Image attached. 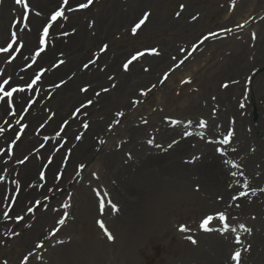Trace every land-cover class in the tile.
Segmentation results:
<instances>
[{"label": "rangeland", "instance_id": "rangeland-1", "mask_svg": "<svg viewBox=\"0 0 264 264\" xmlns=\"http://www.w3.org/2000/svg\"><path fill=\"white\" fill-rule=\"evenodd\" d=\"M115 2H120L121 24L112 25V16L98 23L103 7ZM80 3H87V0L70 1L69 5L77 8ZM180 5H184L183 10ZM16 6L22 10L21 5ZM85 9H88L85 16L89 26L87 30L98 41L78 43V54L71 56V61L75 59L74 68H67L64 74L52 77L46 87L42 85L26 91V96L17 102L14 97L13 109H9L16 112L14 123L6 124L7 118L2 122L5 111L0 113V127L9 128L11 132L9 136L2 137L4 140L0 143V149H3L0 152V170L14 169L13 179L7 180L9 183L0 196V264H20L30 252L32 255L26 264H208L215 262L220 251L212 246L214 240L209 235L213 234L225 236L230 241L223 264H235L231 254L236 251L241 253V264H264V242L260 241L264 238V227L260 226V221H264V191H261L264 189L261 170L264 152L260 153V170L249 176L240 158L235 155L229 157L230 153H236L238 147L243 146L245 151L248 149L252 153L264 151V70L253 77L255 71L264 65V0H93ZM30 11L29 5L28 19L31 14L35 15ZM71 12H67L68 16L64 14L67 19L58 18L49 29L52 32L46 38L45 50L48 45H54L55 37L62 36L63 43H67L78 30V26L71 22ZM145 12L149 13V18L133 35L132 27ZM178 12L179 16L176 15ZM19 14L7 15L6 22H10V27L6 37L2 39L0 34V46H6V41H10L11 31H17L21 38L22 31L12 27L14 22L20 29L26 23L31 25ZM192 16L197 19L192 20ZM49 18L45 16L38 23L35 39L39 28ZM105 26H110V30ZM63 31L65 36H59ZM21 44L23 42L19 41L14 48ZM105 44L108 47L101 52ZM37 45L38 40L37 44L30 45V52L23 62L33 57L31 52L33 50L35 54ZM152 48L159 55L149 54ZM137 52L145 55L133 61L125 71L124 63ZM19 53L13 51L11 57L8 53H0V76L4 79L10 77L6 71L14 72L8 64ZM148 56H157L163 65L150 71L146 62ZM61 60L63 63H59ZM112 60L114 71L108 67ZM67 61L68 57L59 51L49 59L46 67H42L46 71L48 68L56 71ZM54 62L58 66L54 67ZM85 64L89 65L88 68H84ZM29 68L17 67L15 74ZM101 72L106 78L98 84L93 83L97 84L94 86L89 76L93 78L95 73ZM34 76L33 71L20 75V86L30 83ZM223 84L228 87H222ZM40 88L44 90L42 100L35 105L36 89ZM82 88H87V91L82 92ZM142 92L146 94L142 95ZM72 93L82 97L75 102H67ZM29 99L34 103L24 113ZM89 100L92 101L90 105L87 104ZM1 105L5 104L0 102ZM121 112L123 115L118 116L117 113ZM21 115V124L27 127L13 145L15 133L20 131L16 120ZM55 117L51 130L42 132ZM93 121L101 124L103 133L91 131ZM201 121L204 122L203 127L200 126ZM84 124L88 127L85 128ZM164 125L177 127L178 132L164 140L161 137L165 132ZM240 130L246 136L238 140ZM229 131L232 133L229 142L221 143ZM26 135L37 140L30 145L20 144ZM88 135L92 139L93 151H82L74 156V149ZM182 136L190 138L188 144L191 147L187 159L181 156L183 163L193 164L192 161L208 149L223 157L221 162L232 178L227 185V196L224 197L221 190L212 189L208 183L205 187L203 178L183 170L173 174L167 172L159 177L154 174L143 176L128 183L129 188L139 189L156 182L158 188L144 202L126 207L121 199L124 192L119 186L123 183L120 179L126 176L120 172L121 167L128 165L127 162L135 157V151H168L169 144L175 145L172 142ZM48 142L49 148L44 150ZM10 146L11 155L8 154ZM26 156L28 159L23 164L18 162ZM31 159L38 162L31 171L34 187L43 191L45 199L40 201V198L30 196L29 200L21 203L22 182L18 179V168ZM53 162L49 174L48 167ZM41 172L45 176L43 180L40 179ZM235 178L238 182L231 189ZM245 182L247 188L243 187ZM52 191L56 192L50 197L47 193ZM239 191L247 192L241 200L247 198L245 202H254V205L233 201L231 197L238 195ZM133 195L138 197L132 194V199ZM100 200L105 201L103 213L99 207ZM108 201L116 205V211ZM65 204L67 207H63ZM237 204L245 207L241 213L233 210ZM29 207L32 212H28ZM14 208L18 211L13 212ZM5 211L11 219L4 218ZM217 212L225 213L228 230L224 231L225 224L216 219L209 223L211 231L201 230V220L207 215L215 216ZM17 216L24 219L17 221ZM61 218L65 220L63 225L58 223ZM98 220L103 221L112 234V241L97 224ZM181 224L189 231L180 232ZM14 232L20 235H13ZM188 236L197 242L193 244L186 238ZM237 238L239 243H236ZM37 243H42L43 247L36 248Z\"/></svg>", "mask_w": 264, "mask_h": 264}, {"label": "bare ground", "instance_id": "bare-ground-1", "mask_svg": "<svg viewBox=\"0 0 264 264\" xmlns=\"http://www.w3.org/2000/svg\"><path fill=\"white\" fill-rule=\"evenodd\" d=\"M28 1H29V5L31 6L30 13L39 12L40 15L39 16L32 15V14L30 15L28 22L31 23V25L28 24L27 29H25V27L20 29L21 27L18 26L17 28L18 31H22V34L20 35L21 38L19 39V41L23 42V46H22V49L20 50V53L14 59V61L11 64H8L9 67L12 70H14V72L6 71V73L10 75L11 80L16 82L14 84L10 81L13 86H16V85L20 86L21 85L20 84L21 81L19 79L20 75L22 76L28 75L32 71L34 74L36 72H39L41 69H44L42 65L46 67V65H48L49 59L55 56L57 52L62 51L64 52L65 56L68 57V61L65 64V66L63 65L61 67H58L56 71H53L52 69L48 68L47 71H45L44 74L42 75L40 81L37 82L36 87H33V88H38L42 85L46 87V85L48 84L47 82H49L52 79V77L64 74L67 68L71 69L74 66L75 59L71 61V56H75L78 54V51L76 50L77 48H79L78 43L87 42V44H93V43H96V41L98 40H97V37L90 35V33L87 30L89 26L87 25L85 21V16L88 12V9H82L80 11H73L69 14V16H71L72 24H75L76 26H78V30H76L75 33L73 32L74 34L72 33L73 36H71L70 41L67 42L68 44L63 43L64 37H62L61 35L65 36V33H66L63 31L59 35L61 37L59 38L55 37L54 45L53 46L48 45L45 52H43L39 57H36L35 62H33L32 57H31V56H34L33 50L31 52L32 54L30 56L31 58L27 62H23V58L30 52L29 51L30 45H32L33 43L37 44V38L35 39V33L37 32L38 23L45 16L50 17L52 12L57 10V9L56 10L54 9L59 8L60 4L62 3V0H28ZM70 1L73 2L77 0H69V2ZM0 4H1L0 5V34H1V38L3 39L4 36L6 37V33L9 31V27H10V22L8 24L6 22L7 15L9 14L18 15V13H21L22 10L20 6L14 5V1L12 0H0ZM49 9L51 10L48 11ZM34 10H37V11H34ZM67 12H68L67 9H65L64 14L68 16ZM111 16L113 18V21L111 23L112 25L118 26L119 24H121L122 21L120 18L121 17L120 2H115L113 4L107 5L106 7H103V9L100 11L98 15V23L103 22V19L107 17H111ZM105 27H107L110 30V26H105ZM42 28L43 26L39 28L38 34L42 32ZM51 32L52 31H49V35L51 34ZM73 49L74 51H72ZM146 62L149 65V68H151L150 71H153L158 65H163L162 60L158 58L157 56H148L146 59ZM37 64L38 65L41 64L40 65L41 67H38L35 69L34 67ZM22 65L23 66L31 65V67L29 69H25L26 71H19L17 74H15V70L17 69V67H19L20 69ZM53 65H55V62L53 63ZM114 65H115L114 60H112L111 64L108 66L109 69L114 71L115 70ZM84 74L87 75V73H84ZM92 74L93 73H91V75ZM95 74L96 76H94L93 78L89 76V80L92 81V84L93 83L98 84L99 81H104L106 78V75L104 72L95 73ZM97 84H93V85L97 86ZM36 90L38 91V94H37V99H36L37 102H35V105L36 103H38V101L42 100L41 93L44 92L43 88L36 89ZM25 96H26L25 92L14 94L15 102H17L18 100H20L21 98ZM81 97L82 96L80 94L72 93L67 98V102H75L79 100ZM5 109H6V106L1 105L0 113L2 111H5ZM57 112L59 113L60 109H58ZM27 117H28V114L25 116V120L27 119ZM5 118H7L8 123H14V116L7 115L6 111L3 113L2 122ZM28 119L30 121L31 116ZM55 120H56V117L53 118L51 121H49V123L46 124V126L42 129V132L50 131L52 128L51 125L54 123ZM164 126L165 127L163 128V131L165 132L161 136L163 137L162 139L164 140L169 138L170 135L176 134L178 132L177 127L168 128L167 125H164ZM131 128L132 127H130V129ZM140 128L141 126L138 127V130ZM212 129H213V126H212ZM91 131L92 132L100 131L101 133H103L101 129V124L97 121H93ZM10 133H11L10 129L5 127V132L3 133L4 135H0L1 144H2V141L4 140L2 137H7L9 136ZM67 135H69V132H67ZM238 135L240 136V138H237V139L240 140L246 136V133L243 130H240L238 132ZM36 140L37 139L35 137H30V136L27 137L26 135L23 137V139L19 143L30 145L34 143ZM91 140H92L91 136L88 135V137L82 143H79L74 149V156H77L82 151H84L85 153L92 152L93 143ZM69 141H70V135H69L68 142ZM189 141H190L189 137L182 136L176 141L177 143H175V145L169 148L168 151L166 149H163V150L155 149L148 153H146L145 151H140V152L135 151V154H134L135 157L131 159V161L127 162L128 165H123L120 169V172H122V174L126 173V176H124L123 179H120L121 182L123 183L119 184L120 189L124 192L121 199L126 204V207L131 208L132 204H134L135 202L137 203L144 202L146 198L151 197L157 191V188H158V185L156 184V182L142 186L139 189L129 188L128 183L136 182L138 178L143 177V176L150 177L151 175L154 174L159 177L167 172L170 174H173V173H177L183 170L189 171L193 175H198L199 177H201V179L203 178L202 182L205 187L208 183L212 189H214L215 191L221 190L223 192L224 197L227 196V185L232 182V178L229 177L226 171L225 165L223 164V162H221V159H223V157L217 155L216 153H212L208 149L207 152L205 151L199 158L193 160L192 161L194 162L193 164H190V163L185 164L183 163L181 156L187 159L186 155L187 153H189V151H191V147L188 144ZM49 145H50V142L47 143L44 150H47L49 148ZM82 147L85 149L83 150ZM112 151H117V150L113 149ZM263 152H264L263 149H261L260 151L258 150L255 153L248 151V149L245 151L244 146H243V147H238V150L236 151V153H230V154L228 153V154H229V157H231L232 155H235L236 157L240 158L243 161V168L245 169V172L248 174L247 176H249V174H252V172L255 173L260 170V158H261L260 153H263ZM54 163L55 162H53L48 167L49 174L51 173V169ZM256 163H258L259 165L257 166ZM37 165H38V162L35 161L34 159H31L24 166L18 168L19 169L18 179L22 182V189L19 194V199L21 200V203H23V201L29 200L30 196H36L38 199L40 198L39 199L40 201L45 199V197L43 198L42 196L43 191L42 190L37 191L34 187L35 179L31 171ZM261 170L264 173V165ZM13 171H14L13 168H11L9 171L8 170L4 171L3 169L0 170V176L4 177V180L1 181L0 183V196L2 195L5 187L9 183V182L7 183V180L10 181L11 179H13V175H12ZM26 173H31V174L25 175ZM237 182H238V178H235V183L232 184L231 189L236 187L235 184ZM64 187L65 186L63 185L62 188ZM25 189H28V191H26ZM56 191L54 192L52 191L47 194H49V196L51 197L53 194H55ZM132 194H137L138 197L136 198V196L133 195L134 199H132ZM238 201H241V202L244 201L243 203L245 205H250V204L251 206L254 205V202L252 203L245 202V201H248L247 198H242V200L240 199ZM243 209H245V207L240 205L239 208L235 206L233 210L241 213ZM16 211H18V208H14L13 212H16ZM260 226L264 227V221H260ZM209 237L213 238L212 240H214L212 243V246L219 248L220 251L217 253V258H215V262H208V264H223L226 258L225 250L227 246L229 245L228 242H230L229 239H227L225 236H221L218 234L209 235ZM260 241L264 242V238H260ZM203 255L204 257H207V253H204Z\"/></svg>", "mask_w": 264, "mask_h": 264}, {"label": "snow or ice", "instance_id": "snow-or-ice-1", "mask_svg": "<svg viewBox=\"0 0 264 264\" xmlns=\"http://www.w3.org/2000/svg\"><path fill=\"white\" fill-rule=\"evenodd\" d=\"M15 4L16 5H21L22 6V11L20 13L21 15V19L24 20V21H27L28 19V10H29V3H28V0H14ZM93 3V0H87V3H80L78 4L77 8H72L70 5H69V0H62V3L60 4L59 8L52 12L48 22L43 26L42 28V32L38 34L37 36V40H38V45H37V50L35 51V54L34 56L32 57V60L33 62H35L36 60V57H39L41 55V53H43L45 51V45H46V38L49 34V29L53 26V24L58 20V18H63V19H67V17H65L64 15V12H65V9H67V11L71 12V11H76V10H79V9H85V8H88L89 5H91ZM180 8L183 10L184 8V5H180ZM35 15L39 16L40 13L39 12H36ZM177 16L180 15V13H176ZM149 18V13L145 12L143 14V18L139 20L138 23H136L134 25V27H132V33L133 35L136 34L137 30L146 22V20ZM197 17L196 16H192V20H196ZM13 28H18V23L17 22H14L13 25H12ZM242 27V25H241ZM28 28V24L26 23L25 24V29ZM225 31H230V29H226ZM212 35H215L214 33H212ZM253 39H255V34H253ZM204 39H207V37H204ZM19 41V37L17 35V31H11L10 33V41H6V46H0V53H8L9 56L11 57L12 56V52L15 51V52H19L20 51V47H22L23 45L21 44L20 47H15L14 48V45H16ZM107 45L105 44L101 49L100 51L101 52H104L106 51L107 49ZM193 48L195 49V45L193 46ZM149 54H154V55H159V53L157 52V50L155 48H152L150 51H149ZM145 55L144 52H137L135 55H133L131 57V59H129L126 63H124L123 65V68L125 71H127L129 69V65L133 63V61H136L139 57ZM14 59V57H12ZM11 62V60H9V63ZM59 63H63V61L61 60ZM90 63H93V61H90ZM181 63H183V61H181ZM55 66H58V65H54ZM88 64H85L84 65V68H88ZM28 67H31V65H28ZM46 70L45 69H41L39 72H36L35 73V76L34 78L31 79V82L30 83H27L26 85L24 86H19V85H16V86H13L12 83L10 82L11 81V77L7 78V79H4L2 76H0V102H3L5 105H6V114L9 115V116H15L16 115V112L13 110V111H8L9 109H13V105H14V94H18V93H24L26 91H31L33 90V87L34 85L37 84L38 81H40L42 75L44 74ZM145 71H147V69H145ZM167 78V73H165V79ZM111 79V77L109 78ZM163 83V81H161ZM233 83H236V81H233ZM58 86V85H57ZM222 87H225L227 88L228 85L227 84H223ZM82 92H86L87 91V88H82L81 89ZM104 91H107V89H104ZM142 95L146 94L144 92L141 93ZM97 95H99V93H97ZM34 103V100L32 99H29L27 101V107H25L23 109L24 113H27L28 109L31 107V105ZM92 101L89 100L87 101V104H91ZM135 103V102H134ZM85 105H82L81 107H84ZM241 108L244 107L243 104L240 105ZM77 112L80 111V109H77L76 110ZM118 116H122L123 113H117ZM23 119V115H21L20 119H17L16 120V124L20 125V131L19 132H16L15 133V140L12 141V144L14 145L17 141L20 140L21 138V134L23 133L24 129L27 127V125H24V124H21V120ZM5 123L7 124L8 122L5 121ZM173 124L177 123L176 121H172ZM85 128L88 127L87 124H84L83 125ZM200 126L203 127L204 126V122L201 121L200 123ZM8 127H11V125L9 124ZM43 127V125L41 126ZM111 127V126H109ZM5 131V128L3 127H0V135H2ZM57 135H59V133H57ZM185 135H188V133H185ZM232 135L231 131H229L228 135L225 136L223 138V140L221 141V143L223 144H227L229 142V138L230 136ZM80 137H77V139H79ZM101 143H103V141H101ZM149 143L151 144L152 141L149 140ZM173 144L177 143L176 141H173L172 142ZM169 147H172V144H169ZM3 149H0V152H2ZM217 151H219V149H217ZM9 155H11V146L9 147V152H8ZM28 159V157H24L23 160H20L18 161L19 163L23 164L26 160ZM225 163H228L227 161H225ZM234 166H237L238 165H234ZM83 167V166H81ZM243 173H241L242 175ZM233 175H235V173H233ZM45 178L44 176V173L41 172L40 173V179L43 180ZM59 176L56 177L57 180H59ZM4 180V177L3 176H0V181H3ZM243 187L247 188L248 187V184L247 182H245V184L243 185ZM17 188H19V185H17ZM198 190V188H197ZM253 191V194H255V189L252 190ZM261 191H264V189H261ZM97 195H101L100 193H97ZM104 196H107V193H104L103 194ZM244 196H247V192L245 191H239L238 192V195H233L231 197V199L233 201H237L239 200L241 197H244ZM39 203V202H37ZM109 204H111V201H108ZM240 205L237 204L236 207H239ZM63 207H67V205H63ZM99 207H100V211L101 213H103L104 211V207H105V201L104 200H100L99 202ZM111 208L113 211H116L117 208H116V205L115 204H111ZM33 209L31 207L28 208V212H32ZM67 215V213H65V216ZM3 216L5 219H11L12 217L9 216V213L7 211H5L3 213ZM24 217L23 216H17L16 217V220L17 221H20V220H23ZM213 219H216L218 220L221 224H225V221L227 219L226 215L224 212H217L215 214V216L213 215H207L205 216L200 224H199V227L201 230L205 231V232H208V231H211L212 229L209 228V223L213 220ZM59 224L63 225L65 223V220L64 218H61L59 221H58ZM97 224L99 225V227L104 231V234L107 236V239L109 241H112L114 239V237L112 236V234L108 231L107 227L105 226V224L103 223V221H100L98 220L97 221ZM241 227L243 228L244 226L241 225ZM180 232L184 233V232H188L189 229L181 224L179 226V229H178ZM228 230V227L227 225L225 224L224 226V231H227ZM245 231H248L249 233L251 232V229H247L245 228ZM13 235H20V233L18 232H14ZM188 240H190L193 244H195L197 241L194 240L191 236H188L186 237ZM239 238H237L236 240V243H239ZM36 248H42L43 247V244L42 243H37L35 245ZM248 249H245V251H247ZM32 255V253H28L27 255H25L23 257V259L21 260L20 264H26V262L29 261V257ZM240 257H241V253L239 251H236L234 253L231 254V259L233 261H235V264H241V261H240ZM5 264H7V262H5Z\"/></svg>", "mask_w": 264, "mask_h": 264}, {"label": "water", "instance_id": "water-1", "mask_svg": "<svg viewBox=\"0 0 264 264\" xmlns=\"http://www.w3.org/2000/svg\"><path fill=\"white\" fill-rule=\"evenodd\" d=\"M264 70V67L260 68L259 71Z\"/></svg>", "mask_w": 264, "mask_h": 264}]
</instances>
